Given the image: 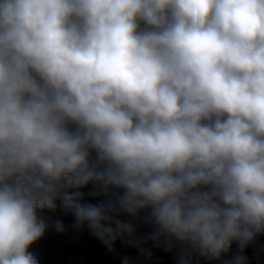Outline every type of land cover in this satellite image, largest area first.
I'll return each instance as SVG.
<instances>
[{"label":"clouds","instance_id":"obj_1","mask_svg":"<svg viewBox=\"0 0 264 264\" xmlns=\"http://www.w3.org/2000/svg\"><path fill=\"white\" fill-rule=\"evenodd\" d=\"M58 201L109 249L140 221L178 264H247L226 256L264 236V0H0V264H39Z\"/></svg>","mask_w":264,"mask_h":264},{"label":"rangeland","instance_id":"obj_2","mask_svg":"<svg viewBox=\"0 0 264 264\" xmlns=\"http://www.w3.org/2000/svg\"><path fill=\"white\" fill-rule=\"evenodd\" d=\"M70 192L79 191L82 194L81 203L97 204L103 197H92L89 195L90 186L81 189H69ZM57 208L44 210V215L51 221H61L64 225L63 232L50 229L43 238L30 246L29 251L37 258L39 264H98V258L103 248H108L102 244L88 231L86 225L82 229L73 227L75 219L72 213L63 208L58 201ZM113 215H116L115 213ZM116 218L123 221H131L127 214H119ZM136 231L133 236H125L123 240L118 239L112 249L126 251L131 240L140 239L147 235L150 229L140 221H132ZM145 242V241H143ZM260 243L257 248L264 264V236L258 237ZM147 243H151L148 241Z\"/></svg>","mask_w":264,"mask_h":264},{"label":"trees","instance_id":"obj_3","mask_svg":"<svg viewBox=\"0 0 264 264\" xmlns=\"http://www.w3.org/2000/svg\"><path fill=\"white\" fill-rule=\"evenodd\" d=\"M257 241L249 244L241 250L236 242L233 243L226 258L231 259L237 253L247 258V264H263V259L257 246ZM180 253L178 249L167 250L164 245L147 243L137 239L130 241L126 251L103 248L98 264H178ZM189 264H222V261L208 260L193 253L189 258Z\"/></svg>","mask_w":264,"mask_h":264}]
</instances>
